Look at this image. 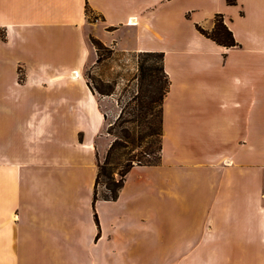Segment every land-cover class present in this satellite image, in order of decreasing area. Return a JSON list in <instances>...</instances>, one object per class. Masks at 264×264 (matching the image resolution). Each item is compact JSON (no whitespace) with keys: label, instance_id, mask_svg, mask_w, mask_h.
Segmentation results:
<instances>
[{"label":"crops","instance_id":"obj_1","mask_svg":"<svg viewBox=\"0 0 264 264\" xmlns=\"http://www.w3.org/2000/svg\"><path fill=\"white\" fill-rule=\"evenodd\" d=\"M2 5L6 35L0 45L19 44L27 62L12 60L0 102V264H228L224 252L245 244V235L251 236L246 229L264 239V194L251 195L262 187L264 168L252 172L259 183L255 178L246 188L250 165H214L217 141L264 140V114L252 117L260 105L256 91H264L246 68L242 78L224 75L217 88L200 79L214 74V56L225 61L242 50L264 60V0ZM87 7L97 15L93 20ZM219 14L238 45L226 48L198 30H211ZM91 37L113 54L163 53L171 81L160 162L132 167L116 200L94 201L98 157L110 144L106 111L84 74L102 65ZM18 71L24 74L20 82ZM241 90L246 96L239 99ZM35 91L42 99L33 98ZM214 106L230 113L214 119ZM220 122L226 127L220 129ZM226 171L234 174L236 194L214 195L219 173ZM218 253L223 255L215 262Z\"/></svg>","mask_w":264,"mask_h":264},{"label":"rangeland","instance_id":"obj_2","mask_svg":"<svg viewBox=\"0 0 264 264\" xmlns=\"http://www.w3.org/2000/svg\"><path fill=\"white\" fill-rule=\"evenodd\" d=\"M0 9L6 10L2 5V0H0ZM88 14L90 20H93L97 16L92 11H90ZM4 35H6L5 30L0 28V40H4L2 39ZM19 48V44H13L12 46L8 47L0 45V102L2 99H4L7 83L11 78L10 73L13 72L11 64L12 60L18 57L21 58V61L25 64L27 62L26 56L21 53ZM248 52H250V50ZM100 53L103 55V58L98 62H102V65L98 68H87L84 74L88 82L96 89L98 97L102 101V108L106 111V132L108 133L107 137L110 146L117 137H120L118 144L115 145L114 149L108 156L109 166L113 168V176L116 180H119L120 170L124 168L130 160L133 162L132 167L140 165L137 164L138 159H142L147 163L160 162L158 159L161 157L163 140V104L161 125L159 122H157L160 127V134L158 137L150 138L147 135V124L151 118V115L146 114L142 116V112L139 109V101L137 98H133L139 91V64L142 61V58H140L138 54H113V51L110 48H105L101 50ZM255 56L259 55L255 53L249 54L247 52H243L242 50H235L228 56H224L225 61L221 56H214V74L204 72L205 74H203L200 78L202 80L201 82H207L209 83L208 85L214 83V88H217L222 83H224V75L231 76L234 74L239 75L242 78L244 75L243 70L246 68L250 69V71L254 73L253 80H255V85H257L262 92L264 91V60L263 58L259 59ZM148 63H153V60ZM22 66L24 67V65ZM23 78L24 74H22L21 71H18L17 79L19 82L22 81ZM98 89L104 93L100 92ZM112 89L113 92L111 94H107ZM32 94L33 98L37 97L42 99L43 97L42 94L38 93L37 91L33 92ZM250 94L252 95L253 93ZM245 96L246 93L241 90L236 93L235 97L242 99ZM255 98H257L258 104L260 105L257 106L258 108L253 110L252 117L253 119L258 120V113L260 112L261 114H264V92L260 93L256 91ZM238 112L241 115L243 114L242 110H238ZM225 113H230V111L222 110L221 108L214 106V119L223 120ZM234 114L237 113L233 111L231 115ZM2 116L3 112L0 108V124L2 122ZM219 127L220 129L225 128L226 124L220 122ZM258 128V124L252 125L253 131L258 130ZM230 132H232V135L234 136L238 135L234 134L235 130L233 128L230 130ZM127 134H129L130 138L125 136ZM160 140L161 150H154V148L158 146ZM152 141H154L153 149L149 147V144ZM217 142L216 145L214 144V165L218 167V169L225 163L230 162L235 166L244 164L250 165L252 168L250 169V171L252 170L250 174V181L248 182L247 180L246 183H243L242 181V183L244 187L252 188L256 178L255 177L252 179V172H254L256 168H264V140H247L243 138H235L229 141L219 140ZM108 146L109 145H107L105 157H98L99 163L101 164L105 162L107 157L108 151L110 149V146ZM261 175L262 187L258 193L252 192L251 195L264 194V172L261 173ZM216 176H218V173ZM233 176V172H220L219 182L221 183L214 184V195L236 194L233 191V183L231 182ZM256 179L259 183L260 179H258V177ZM102 180L106 181L107 179L102 178ZM105 191L106 187L104 184L98 185V192L100 194L104 193ZM253 206L254 205L252 204V208L254 209ZM262 207H264V202L262 203ZM227 231H233V229L228 228ZM246 231L250 232L251 236L250 234L245 235L246 242L245 244L239 246L240 249L235 248L232 251L224 252V255L228 254L230 257L228 264H264V239L262 234H256L252 229H246ZM226 234L227 232L223 231V237L229 239ZM219 238L220 237L218 236H214V241ZM223 250L225 249L222 248V251ZM221 255H223V253H218L216 255L215 262L219 257H221Z\"/></svg>","mask_w":264,"mask_h":264},{"label":"trees","instance_id":"obj_3","mask_svg":"<svg viewBox=\"0 0 264 264\" xmlns=\"http://www.w3.org/2000/svg\"><path fill=\"white\" fill-rule=\"evenodd\" d=\"M228 4L235 5L237 0H227ZM87 13L90 12V9L86 8ZM198 30L205 36L214 40L217 44L222 45L226 48L234 47L238 45L233 32L225 24L222 15H216L214 27L211 30H206L200 26H197ZM5 38V35L2 39ZM92 44L97 50L98 61L103 58V55L100 53L101 50L107 48L102 41L96 39L95 37L90 38ZM138 56L142 58V61L139 64V91L137 95L133 98H137L139 101V109L142 112V116L149 114L151 118L147 124L148 132L147 135L150 138L158 137L160 134V127L157 122H162V104L166 94L170 90L171 81L168 74L164 68V54L161 52H140ZM153 60V63H148ZM99 90V89H98ZM104 93L103 91L99 90ZM113 89L107 93L111 94ZM123 113V110H122ZM121 117V116H120ZM127 138H130L129 134L125 135ZM120 137H117L114 142L111 144L108 151L107 157L103 164H98V174L96 177V187L94 193V201L99 197L106 200H116L119 196L120 190L122 189L126 175L133 166V162L130 160L124 168L119 172L120 179L116 180L113 176V168L109 166L108 156L111 151L114 149L115 145L118 144ZM155 141V140H154ZM150 142V148H154L153 142ZM126 146V145H124ZM161 150V140L158 143V146L154 150ZM161 157H159L158 161ZM156 163H147L142 159H138L137 164L146 165V164H157ZM102 178L107 179L106 181ZM104 184L106 191L102 194L98 192V185Z\"/></svg>","mask_w":264,"mask_h":264}]
</instances>
